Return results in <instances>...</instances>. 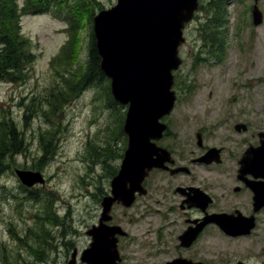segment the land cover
<instances>
[{
  "label": "rangeland",
  "instance_id": "1",
  "mask_svg": "<svg viewBox=\"0 0 264 264\" xmlns=\"http://www.w3.org/2000/svg\"><path fill=\"white\" fill-rule=\"evenodd\" d=\"M81 1L96 14L117 0ZM14 2L20 32L31 43L35 59L23 82L0 83V130L12 129L13 151H20L10 155L11 144L0 138V264H67L71 253H81L83 228L98 208L97 196L112 179L109 171L115 167V172L123 159L127 107L105 95L104 83L84 86L77 97L66 101L73 79L59 74L85 63L89 30L84 24L85 12L75 13L79 28L62 56L68 40L66 21L72 16L53 12L23 15V0ZM222 2L215 5L214 0H204L195 22L187 28L180 49L182 67L175 72L176 91L184 82L183 86L193 90L175 105L170 121L184 113L197 114L199 109L193 107L199 105L224 113L232 97L260 101L264 85L252 86L255 77L264 81V22L253 29L257 26L251 20L253 0H225L219 9ZM256 5L264 18V0H257ZM68 8L70 5L64 7ZM213 10L219 13L217 26L207 25L206 31L219 33L211 43L202 25ZM56 58L54 70L50 62ZM66 61L76 65L64 68ZM3 118L9 121L7 127L1 125ZM118 120H122L120 134ZM15 171L39 173L44 183L25 187Z\"/></svg>",
  "mask_w": 264,
  "mask_h": 264
},
{
  "label": "flooded vegetation",
  "instance_id": "2",
  "mask_svg": "<svg viewBox=\"0 0 264 264\" xmlns=\"http://www.w3.org/2000/svg\"><path fill=\"white\" fill-rule=\"evenodd\" d=\"M263 20L262 14L253 29ZM174 77L177 106L193 89L184 82L177 92ZM253 79V88L264 85L260 76ZM246 98L228 99L221 114L199 105L197 114L170 121L174 105L152 141L165 152L162 166L149 170L131 195L103 206L122 161L109 171L112 179L83 228L82 251L67 264L73 254L74 264H90L80 258L96 240L112 254L114 246L112 264H264V91L257 103ZM118 188L121 194L130 185Z\"/></svg>",
  "mask_w": 264,
  "mask_h": 264
},
{
  "label": "water",
  "instance_id": "3",
  "mask_svg": "<svg viewBox=\"0 0 264 264\" xmlns=\"http://www.w3.org/2000/svg\"><path fill=\"white\" fill-rule=\"evenodd\" d=\"M198 1L117 0L112 8L101 10L92 18L100 70L110 80L113 100L127 106L122 126L127 149L121 169L111 182L112 197L105 198L103 206L110 205L115 198L121 200L131 195L149 170L162 166L165 152L152 141L162 135L164 126L160 120L174 106L172 72L181 63L178 48L184 42L182 31L197 10ZM252 22L254 25L261 22L256 6L252 10ZM15 174L26 187L44 183L39 173L15 171ZM126 183L130 190L117 194L118 187ZM99 246L96 240L90 253L81 256V261L89 257L90 264H112L114 246L113 254L107 247ZM74 257L75 254L68 264H74Z\"/></svg>",
  "mask_w": 264,
  "mask_h": 264
},
{
  "label": "trees",
  "instance_id": "4",
  "mask_svg": "<svg viewBox=\"0 0 264 264\" xmlns=\"http://www.w3.org/2000/svg\"><path fill=\"white\" fill-rule=\"evenodd\" d=\"M223 0H217L214 3L217 5ZM225 1V0H224ZM224 1L219 6L221 9L224 5ZM94 3V2H92ZM14 0H0V83L7 84H19L24 81L26 77V73L28 71L29 66L34 62L35 55L31 49V43L29 40L20 32L16 8H15ZM70 5V8L64 9V7ZM88 3H84L79 0L74 2V0H23V5L20 9L23 15H40L47 12H54L55 14L60 15L61 13H68L72 17H67V31H68V40L62 47L61 54L64 56L66 54V50L70 47L74 40L75 30L79 28V23L77 16L75 13H86L84 17V24L87 25L89 29L87 32V43H86V54H85V63L84 65L79 66L78 69L74 71H69L65 74H59L62 78L67 79V75L73 79L72 87L69 89L68 94L69 98L66 101H69L74 97H77L79 93L82 91L84 86H91L92 84L102 85L106 84L105 87V95H109L111 100L112 97L110 95L109 81L103 75L100 70V59L97 55L95 40L92 33V16L93 10L89 8L87 10ZM71 9V7H73ZM203 6V5H202ZM201 6V8H202ZM67 10V11H66ZM212 8L209 9L211 11ZM219 19V13L213 10L211 15H207V22L202 25L204 29V33L210 37V42H215L218 38L217 31H206L207 25L209 28L212 26V23L217 26L215 20ZM219 24V23H218ZM58 59H53L50 62V67L54 68V61L56 62ZM76 65V63L66 61L62 64V67H72ZM68 80V79H67ZM62 92V90H61ZM113 101V100H112ZM56 103V102H55ZM116 109L114 110V112ZM122 116V115H121ZM120 120V118H119ZM118 120V121H119ZM9 123V121H8ZM8 123L5 122V118H3V122L1 125L3 127H7ZM122 120L118 122L117 129L120 134ZM11 128H1L0 134L1 139H7L8 145H10L8 151L10 155L17 154L20 151H13L15 149V144L12 143L13 136L10 133ZM41 136H44L42 134ZM11 141V142H10ZM23 152L25 150V146H23ZM2 149H0V163L2 157Z\"/></svg>",
  "mask_w": 264,
  "mask_h": 264
}]
</instances>
